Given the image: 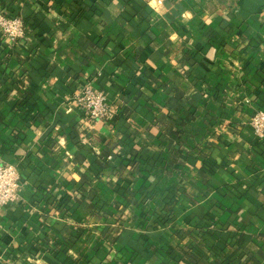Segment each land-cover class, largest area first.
Instances as JSON below:
<instances>
[{
    "label": "crops",
    "instance_id": "obj_1",
    "mask_svg": "<svg viewBox=\"0 0 264 264\" xmlns=\"http://www.w3.org/2000/svg\"><path fill=\"white\" fill-rule=\"evenodd\" d=\"M159 9V11H158ZM0 264H264V0H0ZM103 90L112 122L75 100Z\"/></svg>",
    "mask_w": 264,
    "mask_h": 264
},
{
    "label": "built area",
    "instance_id": "obj_2",
    "mask_svg": "<svg viewBox=\"0 0 264 264\" xmlns=\"http://www.w3.org/2000/svg\"><path fill=\"white\" fill-rule=\"evenodd\" d=\"M0 31L15 40L24 37L26 25L20 17H9L0 13ZM75 100L85 111L87 119L112 122L114 112L103 90L87 84L76 94ZM251 121L254 135L264 137V110H257ZM22 184L17 167L0 160V209L17 200Z\"/></svg>",
    "mask_w": 264,
    "mask_h": 264
},
{
    "label": "clouds",
    "instance_id": "obj_3",
    "mask_svg": "<svg viewBox=\"0 0 264 264\" xmlns=\"http://www.w3.org/2000/svg\"><path fill=\"white\" fill-rule=\"evenodd\" d=\"M155 4H156V0H151V6L155 7ZM158 11H159V9H158Z\"/></svg>",
    "mask_w": 264,
    "mask_h": 264
},
{
    "label": "trees",
    "instance_id": "obj_4",
    "mask_svg": "<svg viewBox=\"0 0 264 264\" xmlns=\"http://www.w3.org/2000/svg\"><path fill=\"white\" fill-rule=\"evenodd\" d=\"M25 23V22H24ZM114 120V119H113Z\"/></svg>",
    "mask_w": 264,
    "mask_h": 264
}]
</instances>
